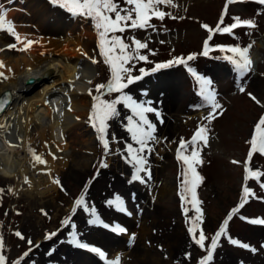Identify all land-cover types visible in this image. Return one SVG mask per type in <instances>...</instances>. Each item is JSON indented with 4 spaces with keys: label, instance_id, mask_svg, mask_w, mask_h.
<instances>
[{
    "label": "rangeland",
    "instance_id": "374dc122",
    "mask_svg": "<svg viewBox=\"0 0 264 264\" xmlns=\"http://www.w3.org/2000/svg\"><path fill=\"white\" fill-rule=\"evenodd\" d=\"M22 2H24L20 4L22 8L27 9L30 5L36 10L35 21L47 24L48 29L50 27L63 29L65 25L75 26L76 21H81L95 31L92 21L73 17L65 10L51 4L50 0H22ZM174 3L177 5L176 8L166 7L164 10L172 12L177 17H184L183 19L168 17L163 21L153 19L155 30H129L124 33L125 37L135 36L141 41L148 42V49L142 50L141 53L148 56V62L134 61L133 75H139L141 67L150 70L156 63L168 61L173 57L186 58L196 53V58L188 64L198 73L212 80L217 99L223 106V114L218 115L208 124L204 118L211 109L198 95L196 82L183 65L161 69L129 86L126 92L136 89L138 94L145 98H154L153 95L159 90L162 80L167 81L170 90L174 91L171 108L165 115L161 113L162 126L170 130L171 136H162L161 132L157 134L159 137L162 136L160 144H154V151L148 155L152 179L147 184L138 181L129 182L132 174L130 165L125 163L117 151H114L112 144V152L104 157L103 149L87 116L83 119V123L85 130L89 131V137L94 140V150L87 152L85 146L79 145L78 149L81 153L76 152L80 157L87 155L89 158L88 172L85 175L76 177L69 171L57 174L55 177L59 178L63 190L58 186L57 192L48 196L18 192L14 179L0 176V189L4 190L0 193V234L4 237V255L7 257V264H13L29 250L28 239L32 240L33 247L22 264H62L55 257L57 250L53 242L62 233L65 236L69 235L71 228L64 227L62 221L72 216L74 201L85 189L90 206L95 205L105 222L119 224L125 227L127 232L118 234L101 227L105 231V234H102L104 232L99 229L100 226L88 225V214L78 209L72 219L82 235L80 239L83 242L101 248L109 259L120 257L122 264H177V262L198 264L199 259L206 253L194 244L187 231L189 224L185 222L178 195L180 183L178 177L182 166L176 160V148L180 138L190 139L201 124L208 125L209 133L207 146H201L203 164L197 166V171L204 180L197 188V193L202 201L201 208L204 214L202 227L209 237V243L231 209L238 206L244 184L243 162L250 147L247 141L251 138L254 124L261 115H264V108L247 95L252 93L261 104H264V50L258 70H254L242 79L233 70L232 65L222 58L224 53L215 49V46L247 47L251 43L253 46L250 52H252L258 40L264 36V6L258 5L253 0L230 5L225 23H231L232 16H240L242 19H254L257 27L237 28L234 34H214L209 41L214 50L205 57L199 53L203 51L208 32L201 25L208 24L215 28L226 0H174ZM96 40H94L95 47L99 50L97 33ZM12 44H16L15 49L8 48V45ZM17 44L13 36L6 31H0V49H3L0 51V56L17 57L21 52L17 50L19 49ZM149 50L154 51L155 55L150 54ZM98 57L99 62L95 65L98 72L96 85L106 83L110 78L108 65L103 62V57L100 55ZM241 85L245 87V92L240 91ZM116 95L105 93L103 98L114 99ZM87 101H93L92 97H87ZM116 120L118 121L117 118ZM35 132L36 130L33 131ZM117 140L121 143L120 149H123L124 142L120 138ZM116 154L114 158L113 155ZM102 159H106L107 164L113 168L108 171L100 167ZM233 161L241 163L234 164ZM252 164L254 168L264 170V156L256 154ZM248 185L256 193L257 198H250L245 207L233 217L229 222L228 233L232 238L249 243L256 251L252 252L232 245L227 238L222 237L212 264H223L224 259L228 260L230 257L237 260L238 264H264V235L257 236V230L261 229L260 225H252L241 219V217L264 218V189H261L259 183L254 180H249ZM116 194L126 200L130 215L109 208L106 204V201L114 198ZM104 209L111 214L109 218L104 215ZM192 215L194 213L189 212V216ZM85 226L86 232L79 228ZM16 231L21 232L25 239L18 238L15 235ZM178 231L184 233L191 259L185 262L180 260L179 253L176 256L164 253L156 260L154 254H151L153 247L157 245L161 251H165L171 233L177 235ZM53 232H57L58 235L52 239L45 238L47 234ZM88 232L90 234L85 236ZM94 233L103 237H100V240L95 239ZM48 248L52 249L48 251ZM118 248L119 252L115 253L116 250L113 249ZM78 253L80 257L79 260H75V264H105L97 254L99 259L90 256L88 251L83 250V253Z\"/></svg>",
    "mask_w": 264,
    "mask_h": 264
},
{
    "label": "snow or ice",
    "instance_id": "6c2138e0",
    "mask_svg": "<svg viewBox=\"0 0 264 264\" xmlns=\"http://www.w3.org/2000/svg\"><path fill=\"white\" fill-rule=\"evenodd\" d=\"M245 2V0H226L222 14L219 18L215 28L208 24H202L201 27L208 32V37L204 41L203 51L199 55L207 57L213 47L210 46L209 41L212 40L214 34H234L237 28L254 29L257 27L254 19H242L240 16H232L231 23H225V17L228 15L229 6ZM258 5L264 6V0H253ZM54 6L65 10L73 17H80L92 21L93 27L98 36L99 55L103 57V62L108 65L110 71V78L106 83L95 85V89H89V95L93 99L90 109L88 122L94 129L97 140L103 149L104 157L112 152L111 141L119 143L117 138L113 135L109 139V121L120 117L121 112L118 106H123L128 110L123 118V127L130 138V142H124L123 149L116 151L121 155L122 159L130 165L132 174L129 182H140L147 184L152 179L151 169L149 167L148 155L154 151L153 145L159 142L156 136L157 125L149 118V114H154L156 119L163 123V117L160 110L152 106V101H140L133 97L125 90L137 81L142 80L145 76L155 73L161 69L169 68L174 65H183L187 72L193 77L198 87V95L202 98L204 103L211 109L208 115L204 118L211 123L218 115L223 114V106L217 99V92L213 87V82L206 76L198 73L193 67L189 66L188 62L196 58L197 54L193 53L185 57H173L172 59L156 63L153 68L147 70L143 67L139 68V75H133L135 69V62L145 61L148 62V56L141 54L142 50L148 49V42L141 41L135 36L125 37L124 33L129 30H155V25L152 23L153 19L163 21L166 17L171 19H183L184 17H177L172 12L165 11L166 7L176 8L177 5L174 0H50ZM0 31H6L13 36L18 44H23L22 48L17 50L27 51L37 41L29 40L27 37H21L16 31V26L13 21L8 19V12L0 7ZM163 43V41H161ZM250 43L247 47L239 45H216L215 49L224 53L222 57L232 65L233 70L240 78H244L247 74L254 71L253 60L250 55L252 48ZM9 49H15L16 44L8 45ZM3 51V49H0ZM150 54L155 55V52L149 50ZM93 63H98L95 58H90ZM6 65L0 61V82L9 79L3 69ZM12 72V69H7ZM88 83H92L88 81ZM240 91L245 92L246 89L243 85L240 86ZM95 93V94H94ZM105 93L117 94L114 99L103 98ZM147 95V93H144ZM13 93L7 92L0 96V113L4 112L11 101ZM247 95L258 105L264 108V104L257 99L252 93ZM69 110H71L69 104ZM58 111V109H57ZM62 115V114H61ZM78 119V118H77ZM12 125L0 123V133L11 134ZM209 128L207 124H201L197 127L190 139L180 138L176 148V160L182 166V170L178 179V195L181 200L182 210L185 216V222L189 224L187 229L192 241L206 254L199 259L198 264H212L214 254L219 246L221 238H227L232 245L241 247L246 250L255 252L256 249L249 243L241 242L239 239L232 238L228 233L229 222L236 216L242 208L249 202L250 198H257L256 193L248 185L249 180H254L259 183L261 189H264V170L254 168L252 161L256 154L264 156V115H261L258 121L254 124L251 138L247 141L249 151L247 153L244 164V184L242 194L237 207L231 209L227 218L222 222L219 229L210 238L205 234L202 227L203 224V210L201 208L202 201L198 198L197 188L201 185L204 177L197 171V166L203 164L201 156V146L208 144ZM10 146L16 147L8 141ZM30 153L33 167L37 165L45 166L47 169L48 161L44 158L43 154L37 153L36 150L28 148ZM53 159H56L54 153L49 151ZM234 164L241 163L240 161H233ZM100 167L107 168L109 165L106 159H102ZM42 169V171H45ZM45 174L50 175V169L45 171ZM24 182L29 184L30 181L27 177ZM52 183L61 187L58 177L52 179ZM0 189V193H3ZM11 191V189H9ZM87 189L74 201L72 208V216H74L78 209H82L88 214L87 224L92 226H100L109 229L114 233L124 234L127 229L119 224H109L98 213L95 205L89 204L86 199ZM109 208H113L118 212L131 214L128 211L126 200L119 194L114 198L106 201ZM43 211V210H42ZM189 212L194 215L189 216ZM47 215V213H44ZM72 216L66 217L62 221L64 227H70L69 232L70 244L80 249L89 250L97 254L105 261V264H122L121 258L109 259L107 253L99 247L92 246L83 242L80 239V233L77 230L76 224L73 222ZM252 225L264 226V218H248L241 217ZM15 235L20 239H25L23 234L19 231ZM57 232L49 233L46 239H52L57 236ZM132 240H135V235H132ZM29 250L24 252L20 258L13 262V264H22V261L29 256L32 251L33 242L31 239L27 240ZM5 242L4 237L0 234V264H7V257L4 255ZM54 251V249H53ZM185 259H191V253H185ZM179 264V262H177Z\"/></svg>",
    "mask_w": 264,
    "mask_h": 264
},
{
    "label": "bare ground",
    "instance_id": "6f19581e",
    "mask_svg": "<svg viewBox=\"0 0 264 264\" xmlns=\"http://www.w3.org/2000/svg\"><path fill=\"white\" fill-rule=\"evenodd\" d=\"M22 3H24L22 0L0 2V7L7 10L8 19L14 22L16 31L21 37L37 41L29 50L21 51L17 57L0 56V61L6 65L3 71L9 77V79L0 82V95L9 91L15 98L13 106L0 117V123L7 122L12 125L11 134L0 133V176L14 179L18 192L48 196L57 192L58 186L52 183V179L57 174L69 171L72 175L81 177L88 172L89 158L87 155L80 157L76 152L81 153L78 149L79 145L85 146L87 152L94 150V140L89 137V131L85 130L83 119L90 115L93 101H87V97H90L89 89H94L98 77L95 68L97 63H93L90 58H95L99 62V50L95 47L96 32L91 26L76 21L75 26L65 25L63 29L55 27L48 29L47 24L35 21L37 19L35 17L36 10L30 5L27 6V9L22 8L20 5ZM17 45L18 48L23 47V44ZM254 47L250 55L254 70H258L262 63L264 36L258 40ZM7 69L13 71L8 72ZM31 80H34L33 84H29ZM88 81L92 83H88ZM162 81L159 90L153 95L154 98H145L138 94L136 89L130 90L128 93L140 101H152V106L158 108L165 115L171 108L174 91L170 90L167 81ZM69 104L71 110H69ZM119 109L121 115L117 117L118 121L115 118L112 120L113 122H109L111 132L109 139L111 140L114 135L117 139H122L123 142H130L125 128L120 124L128 110L123 106ZM149 118L157 125L156 136L159 138V142L155 144L159 145L163 135L171 136L170 130L162 126L163 123H160L154 114H149ZM34 127L36 128L33 129ZM165 128L166 130H164ZM34 130H36L35 133H33ZM160 132L161 137L157 135ZM8 141L17 146H10ZM111 144L114 151L117 150V147L118 149L121 147L120 142L111 141ZM29 147L44 155L48 161L47 169H50V175L45 174L47 170L45 166L33 167L28 152ZM49 151L54 153L57 158L53 159L52 155L48 154ZM116 156L117 154L113 155L114 158ZM111 168L113 167L109 165L105 169L109 171ZM25 177L29 179L30 186L24 182ZM142 206L147 209L144 203ZM104 215L108 218L111 216L107 209H104ZM79 228L84 232L87 231L86 226ZM260 228L259 231L257 230L259 237L264 235V226H260ZM99 229L102 230L101 227ZM102 231L104 232L102 234H105V231ZM95 233L92 234L95 239L100 240V237H103L101 234ZM88 234L90 232L85 236ZM170 236L165 251H161L154 244L156 246L153 247L151 254H154L157 260L164 253L174 256L179 253L180 260L187 262L185 253L189 252V249L186 240H184V233L178 231L177 235L171 233ZM70 238V235L65 236L62 233L53 242L57 250L55 257L62 264H75V260H79L80 257L78 252L83 253V250L88 251L89 255L95 259H99L95 253L70 244L68 242ZM113 250L118 253L120 249ZM236 261L230 257L228 260L224 259L223 264H238Z\"/></svg>",
    "mask_w": 264,
    "mask_h": 264
},
{
    "label": "water",
    "instance_id": "95a60500",
    "mask_svg": "<svg viewBox=\"0 0 264 264\" xmlns=\"http://www.w3.org/2000/svg\"><path fill=\"white\" fill-rule=\"evenodd\" d=\"M52 72V71H51ZM51 72L49 73L50 75H51ZM48 74V75H49ZM34 83V80H31L30 82H29V84H33ZM7 92H9V91H7ZM7 92H4V93H7ZM3 93V94H4ZM3 94H1L0 96H2ZM14 101H15V98H14V96L12 95V97H11V101H10V103H9V105L7 106V108H6V110L4 111V112H2V113H0V117L1 116H3L12 106H13V103H14Z\"/></svg>",
    "mask_w": 264,
    "mask_h": 264
}]
</instances>
